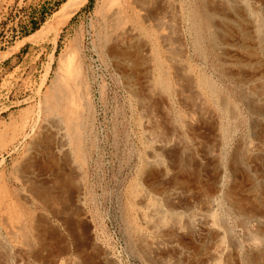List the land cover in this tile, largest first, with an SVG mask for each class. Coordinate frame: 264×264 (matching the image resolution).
I'll return each mask as SVG.
<instances>
[{
    "label": "rangeland",
    "instance_id": "374dc122",
    "mask_svg": "<svg viewBox=\"0 0 264 264\" xmlns=\"http://www.w3.org/2000/svg\"><path fill=\"white\" fill-rule=\"evenodd\" d=\"M67 1L0 0V264H21L22 258L28 264H153L131 230L128 207L146 156V107L160 113L163 104L169 105L168 112L171 110L173 115L181 109L174 87L164 79L165 72H171L169 58L149 39L153 52L150 70L140 68L139 72V68H127L118 61L114 43L107 42L101 15L106 0H89L65 27L58 43L53 41V32L47 37H35ZM179 2L184 19L180 33L188 63L199 80L203 75L214 80L222 90L220 94L229 97L237 112L239 120L231 121L227 113L213 108L221 120L219 137L224 154L228 158L237 147H243L245 167L250 169L246 147L264 134V123L252 110L264 103L259 92H253L254 85L224 76V65L214 53L202 0ZM70 48L77 51L83 67L79 98L84 97V101L83 97L80 100L85 109L82 108L84 162L61 149L69 144L68 139L57 134L55 120L40 109L58 78L59 58ZM127 76L134 78L138 94L129 88ZM245 101L249 105H244ZM207 129L205 133H209ZM240 181L242 185L238 186L243 188L247 182ZM222 200L219 198L218 217L222 216L220 220L244 241L243 230L248 225ZM261 209L264 214V207ZM184 243L194 248L190 239Z\"/></svg>",
    "mask_w": 264,
    "mask_h": 264
},
{
    "label": "bare ground",
    "instance_id": "6f19581e",
    "mask_svg": "<svg viewBox=\"0 0 264 264\" xmlns=\"http://www.w3.org/2000/svg\"><path fill=\"white\" fill-rule=\"evenodd\" d=\"M88 2L68 0L52 22L35 37H47L53 32V41L58 43L65 27ZM179 4V0H106L102 9L107 42L114 43L115 57L127 68L137 67L139 72L140 68H152L150 58L153 52L149 39L165 51L171 72L168 75L165 72L167 77L163 78L174 87L172 89H175L181 106L177 115L170 113L171 110L168 112L169 105L164 104L160 113H156L153 107L145 109L148 112L144 117L146 156L142 161L140 180L134 185L129 202L131 230L137 234L140 247H143L139 249L149 256L153 264H264V214L260 213L264 207V134L262 139L251 140L246 147L250 169L245 167L243 147H237L226 158L224 143L219 137L221 120L213 108L227 113L231 121L236 119L237 112L227 99L229 97L220 94L222 90L215 81L207 79V76L204 78L203 73V79L199 80L188 63L181 38L184 19ZM202 4L216 59L224 65V76L254 85L253 92H259V99L264 103V0H202ZM73 49L60 56L58 78L51 91L48 90L43 97L40 109L43 115L55 120L57 134L68 139L69 144H62L61 149L84 162V102H81L84 97L80 95L83 98H79L84 76L78 53ZM132 76H127L128 86L135 92ZM87 99L90 100L89 97ZM246 101L244 105H249ZM252 112L259 117L260 123H264V106L256 107ZM141 121L142 124L143 118ZM208 127L209 133H205ZM51 129L47 127L48 131ZM241 179L247 182L243 188H240ZM219 198L225 200L248 225L247 228L244 224V233L241 230L244 241L220 220L222 216L218 217ZM80 201L79 195L77 202ZM186 239L193 242L194 248L185 246ZM31 246L32 249L34 245ZM21 264L28 263L22 258Z\"/></svg>",
    "mask_w": 264,
    "mask_h": 264
}]
</instances>
